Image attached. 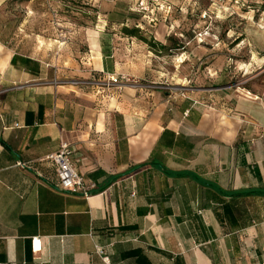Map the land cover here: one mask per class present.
<instances>
[{
  "label": "crops",
  "instance_id": "1",
  "mask_svg": "<svg viewBox=\"0 0 264 264\" xmlns=\"http://www.w3.org/2000/svg\"><path fill=\"white\" fill-rule=\"evenodd\" d=\"M8 1L0 0V264H264V85L252 97L195 90L221 93L224 107L210 112L200 95H101L89 81L119 72L110 35L94 31L90 68L65 69L26 46ZM62 143L97 194L56 189L48 157Z\"/></svg>",
  "mask_w": 264,
  "mask_h": 264
},
{
  "label": "rangeland",
  "instance_id": "2",
  "mask_svg": "<svg viewBox=\"0 0 264 264\" xmlns=\"http://www.w3.org/2000/svg\"><path fill=\"white\" fill-rule=\"evenodd\" d=\"M4 6L14 29L29 33L26 46L49 51L65 69L90 68L94 31L109 34L120 91L188 101L200 95L202 111L210 112L224 107L215 98L221 93L195 90L234 87L252 97L264 85V0H9ZM125 27L139 31L130 36ZM108 81L102 75L89 84L102 95Z\"/></svg>",
  "mask_w": 264,
  "mask_h": 264
},
{
  "label": "built area",
  "instance_id": "3",
  "mask_svg": "<svg viewBox=\"0 0 264 264\" xmlns=\"http://www.w3.org/2000/svg\"><path fill=\"white\" fill-rule=\"evenodd\" d=\"M104 86L113 88L118 87V79L110 76V81L105 83ZM73 148L68 143H62L61 148L57 153L48 157L56 165L58 191L69 192L82 195L85 198H90L97 189L94 181L85 179L78 171L76 165L71 159ZM33 243L36 250H41V241L34 239ZM103 260L109 264V257L104 256Z\"/></svg>",
  "mask_w": 264,
  "mask_h": 264
},
{
  "label": "trees",
  "instance_id": "4",
  "mask_svg": "<svg viewBox=\"0 0 264 264\" xmlns=\"http://www.w3.org/2000/svg\"><path fill=\"white\" fill-rule=\"evenodd\" d=\"M123 30H124V32H125L127 35H130V36H136V35H137V32L139 31L138 28H136V29H128V27H125V29H123ZM142 40H145V41H146V39H144V38H142ZM157 44H159V43H153V46H157ZM160 47L163 48V49L166 48L165 45H160ZM144 165H145V164L140 165L138 168H141V167H143ZM97 193H98V191L95 192V194H97Z\"/></svg>",
  "mask_w": 264,
  "mask_h": 264
},
{
  "label": "bare ground",
  "instance_id": "5",
  "mask_svg": "<svg viewBox=\"0 0 264 264\" xmlns=\"http://www.w3.org/2000/svg\"><path fill=\"white\" fill-rule=\"evenodd\" d=\"M97 45V44H96Z\"/></svg>",
  "mask_w": 264,
  "mask_h": 264
}]
</instances>
